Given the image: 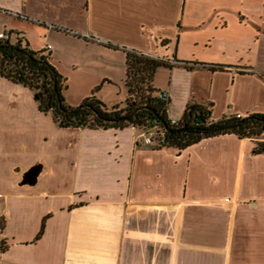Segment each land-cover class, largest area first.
<instances>
[{
	"label": "crops",
	"instance_id": "0c3cea01",
	"mask_svg": "<svg viewBox=\"0 0 264 264\" xmlns=\"http://www.w3.org/2000/svg\"><path fill=\"white\" fill-rule=\"evenodd\" d=\"M4 32L87 86L70 106L124 85L133 51L168 62L153 87L170 120L190 103L212 121L264 115V0H0ZM135 136L59 129L0 77V264H264V134L183 151Z\"/></svg>",
	"mask_w": 264,
	"mask_h": 264
},
{
	"label": "trees",
	"instance_id": "16d2710c",
	"mask_svg": "<svg viewBox=\"0 0 264 264\" xmlns=\"http://www.w3.org/2000/svg\"><path fill=\"white\" fill-rule=\"evenodd\" d=\"M168 62L153 59L136 52H125V88L127 98L123 105L108 109L96 93H92L77 106L66 103L63 93L66 79L59 74L45 51H32L27 43L0 40V77L20 85L32 94L40 113L50 115L59 129H118L128 127L138 131L156 126L162 131L156 149L183 151L202 140L223 135H234L239 140H255L264 134V115L253 114L245 118L224 117L211 120L210 106L190 103L178 121L171 125L163 104L157 98L153 78L160 68H169ZM255 153L264 154L263 144H257ZM4 221L0 217V231ZM40 231L39 236L41 235ZM38 236V237H39ZM8 245L0 240V252Z\"/></svg>",
	"mask_w": 264,
	"mask_h": 264
},
{
	"label": "rangeland",
	"instance_id": "374dc122",
	"mask_svg": "<svg viewBox=\"0 0 264 264\" xmlns=\"http://www.w3.org/2000/svg\"><path fill=\"white\" fill-rule=\"evenodd\" d=\"M65 78L67 80L66 81L67 89L64 91L63 96L68 105H74L80 99L83 92H85L87 86L79 85L75 78H71V77L70 78L65 77ZM98 88H99L97 94L98 99L100 97H103L107 103H109V100L111 99L120 100L122 99V95L126 94L124 85L120 83L106 87L98 86ZM100 91L101 93L103 92V94H101Z\"/></svg>",
	"mask_w": 264,
	"mask_h": 264
},
{
	"label": "built area",
	"instance_id": "2783aa9c",
	"mask_svg": "<svg viewBox=\"0 0 264 264\" xmlns=\"http://www.w3.org/2000/svg\"><path fill=\"white\" fill-rule=\"evenodd\" d=\"M10 36L7 33H0V40H9ZM50 47H48L49 49ZM157 98L163 104H165L164 112L167 116L168 114V107H169V96L166 92H158ZM235 118H241L240 116H232ZM168 118V117H167ZM171 125H177L178 121L168 119ZM136 130V129H135ZM163 133L162 131L156 126V121L152 122L151 127L147 128L146 130L138 131L136 130V136L134 139V144L136 146L143 145L149 146L152 148H158L160 145V139L162 138Z\"/></svg>",
	"mask_w": 264,
	"mask_h": 264
},
{
	"label": "water",
	"instance_id": "95a60500",
	"mask_svg": "<svg viewBox=\"0 0 264 264\" xmlns=\"http://www.w3.org/2000/svg\"><path fill=\"white\" fill-rule=\"evenodd\" d=\"M38 171H39V167H35L32 170H30L28 174L26 175V178H24L23 183L30 184V185L34 184Z\"/></svg>",
	"mask_w": 264,
	"mask_h": 264
}]
</instances>
